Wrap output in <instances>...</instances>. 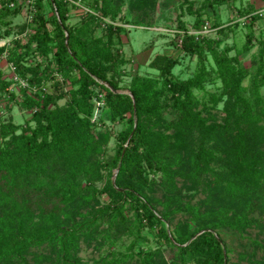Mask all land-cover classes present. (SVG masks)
Segmentation results:
<instances>
[{
	"label": "trees",
	"instance_id": "trees-1",
	"mask_svg": "<svg viewBox=\"0 0 264 264\" xmlns=\"http://www.w3.org/2000/svg\"><path fill=\"white\" fill-rule=\"evenodd\" d=\"M48 1L53 14L44 18L42 0H36L39 24L30 42L36 44L41 56H47L55 48L57 71L76 70L78 85L68 92L62 89L56 96V99L69 96L62 106L49 108L56 103L55 96H49L34 113V126H25L20 133L17 125L0 128V264H29L32 248L49 249L56 255L57 264H86L77 256L80 243L92 238L102 224L107 227L101 237L110 245L116 244L119 230L125 225L132 238V250L145 240L144 220L159 227L161 244L171 248L170 264H225V247L217 231L228 229L242 233L252 227L264 228L262 221L252 216L255 210L264 213V149L261 148L264 146V100L259 94L263 78L252 83L253 99L246 97L241 85L245 74L234 62L235 58L226 49L219 48V40L189 34L180 21L175 31L183 33L182 51L197 58L194 74L174 80L172 69L176 59L166 54L156 55L149 66L159 74L135 75L129 84L130 94L113 93L104 83L118 90V67L126 63L109 43L113 34L122 30L112 22L120 14V0H80L89 11L82 14L81 24L74 26L67 23L68 12L74 6L64 0ZM130 1L141 13L155 4V0ZM225 1L203 0L196 8L194 0H182L181 7L196 17L193 27L201 31L204 25L208 27L207 23H199L205 8ZM5 10L7 6L2 5L0 17ZM129 14L135 18L131 25L148 24L140 20L143 18L140 13L130 11ZM259 18L258 14L253 15L249 25ZM46 22L52 29L46 27ZM0 23L6 22L0 18ZM101 23L105 24L103 29L108 40H104L105 35H92ZM219 32L223 34L221 29ZM261 44L259 55L263 57L264 44ZM250 45L248 39L244 50H249ZM20 47L19 41H15L9 52L8 59L16 67L23 54ZM208 56L215 65L212 72L206 64ZM212 73L222 82L220 94L205 91L204 83ZM94 87L106 92L112 120H123L130 113L122 144L108 163L113 168L119 166L115 183L111 180L105 183L101 192L108 195L109 201L100 208L81 199L90 192L88 185L99 181L101 170L107 167L94 157L97 142L90 133ZM195 89L208 94L214 104L223 95L231 97V104L222 111V123L208 124L207 118L197 110L201 102ZM167 107L174 113L168 123L172 131L169 134L155 130L164 119ZM90 140L94 146L90 147ZM183 149L188 150L191 171L209 172L207 194L215 195L219 202H229L230 207L220 206L201 213L199 208L187 206L184 212L191 216L198 229L176 227L169 232L165 223L171 212L158 214L136 178L144 181L143 171H157L165 192L175 193V176L183 163ZM79 202L90 206L85 217L79 222L64 224L61 215ZM128 212L133 219L126 225ZM252 244L254 250L262 251L260 264H264V244L258 240ZM34 257L41 258V254L36 252ZM132 257L122 255L104 264H127ZM156 259L155 252L145 253L138 264H157Z\"/></svg>",
	"mask_w": 264,
	"mask_h": 264
},
{
	"label": "rangeland",
	"instance_id": "rangeland-1",
	"mask_svg": "<svg viewBox=\"0 0 264 264\" xmlns=\"http://www.w3.org/2000/svg\"><path fill=\"white\" fill-rule=\"evenodd\" d=\"M181 2L182 0H155L153 6H149L145 12L141 13L140 8L131 6L130 0H120V14L112 22L120 26L122 30L113 34L109 40L113 51L126 60L125 64L118 67L119 76L116 77V80L119 93L130 94L129 84L135 75L156 76L159 74L158 70L149 66L150 61L156 55L166 54L176 59V64L172 69L174 80H183L194 74L197 58L194 54L182 51L183 33L175 30H177L176 27L179 28L181 21L189 31H196L193 27L196 17L188 15L185 8L181 7ZM194 2V6L199 8L203 0H194ZM11 3H14V6ZM42 3L43 17L49 18L53 14V8L48 0H42ZM2 5H6L7 10L0 17L6 22L5 24L0 23V48H2L0 50V128L7 124H13L18 126L17 133H20L25 126L35 125L34 113L49 96L52 98L55 96L54 99H56L62 89L63 92H68L71 88L77 87L78 72L76 70L67 73L57 71L55 48L47 56H41L36 49V44L30 42V38L35 34L39 24L36 0H5V3L0 0V8ZM130 11H135L136 14L140 13L143 17L140 20L147 21L148 24L145 26L143 24L131 25L134 24L135 18L129 14ZM84 12L86 11L74 6L68 12L67 23L71 26L81 24ZM181 12L183 13L181 14ZM204 12L199 23H207L208 27L207 32L202 36L219 40V48L226 49L235 58L234 62L245 74L241 80V85L245 89L244 95L252 100V83L258 78H263L260 79V83L264 84V56L259 55L261 42L264 44V0H226L221 5L206 7ZM256 14L260 18L250 26L251 17ZM108 22L111 21L108 20ZM199 23L197 22V24ZM46 27L49 30L52 29L49 22H46ZM104 27V23L96 26L92 35L94 37L105 35ZM219 29L223 31V34L219 32ZM248 39H250L251 45L249 50L245 51L244 44ZM104 40H108L106 35ZM15 41H19L20 51L23 52L17 67L8 59L10 49L14 46ZM206 64L212 72L215 65L209 56L206 57ZM260 66L262 67L261 73L259 72ZM262 75L263 77H261ZM204 87L208 93L220 94L222 82L212 73L204 83ZM194 92L201 102L197 110L204 118H207L208 124L222 123L224 121L222 111L231 104V97L228 94L223 95L222 99L214 104L204 91L195 89ZM259 94L264 100V85L260 86ZM105 95L104 90L94 87L93 111L89 121L91 136L97 142L95 143L94 157L105 163L107 167L101 170L102 177L99 181L88 185L90 192L81 197L95 208H100L109 201L108 195L102 193L101 190L106 182L109 180L113 182L117 167L113 168L108 163L113 159L118 146L122 144L124 132L128 129L127 119L130 117V113H127L123 120H112ZM68 98L67 95L56 99V103L50 104L49 108L64 105ZM173 117L172 108L167 107L164 119L155 127V130L171 133L168 123ZM88 143L90 147L94 146L92 140ZM190 144L193 146V141ZM261 148L264 149V146ZM182 152L183 163L177 168L175 176L177 186L175 193L167 194L165 192L160 173L157 171L154 172L150 169L146 172L143 171L144 181L136 178L143 186L158 214L171 212L169 221L165 223L169 232L176 227L190 231L198 229L191 216L184 212V208L187 206L197 207L201 213L220 206L230 207L229 202H219L214 198L215 195L211 197L207 194L206 182L209 179V172L205 170L191 171L188 150L183 149ZM88 206L82 205L80 202L78 205L70 206L66 214L61 215L63 223L70 225L81 221L90 208ZM252 216L260 219L264 225V213L255 210ZM132 219L131 212L126 213V225L130 224ZM143 224L142 236L145 240L140 241L132 250H130L132 238L128 235L125 225L119 230L121 232L118 234L116 244L110 245L101 237L103 230L107 227L102 224L92 238L81 241L77 256L86 264H104L106 260L119 259L122 255L131 254L133 257L127 264H138L145 253L155 252L157 264H170L171 248L167 244H161L159 227L155 223L145 220ZM217 234L225 247V264H260L262 251L254 250L252 241L258 240L264 244V228L252 227L242 233L221 229L217 231ZM31 251L32 253L28 255L29 264H48L52 261V264H57L56 255L49 249L32 248ZM36 252L41 254V258L34 257Z\"/></svg>",
	"mask_w": 264,
	"mask_h": 264
},
{
	"label": "built area",
	"instance_id": "built-area-1",
	"mask_svg": "<svg viewBox=\"0 0 264 264\" xmlns=\"http://www.w3.org/2000/svg\"><path fill=\"white\" fill-rule=\"evenodd\" d=\"M66 2H69L70 4H73L74 6H76V8H80V10H84V11H89L88 9H86L85 7H83L80 3V0H64ZM12 6H14V3H11ZM207 32V25H204L203 29L201 31H188L189 34H195V35H199V34H204Z\"/></svg>",
	"mask_w": 264,
	"mask_h": 264
},
{
	"label": "water",
	"instance_id": "water-1",
	"mask_svg": "<svg viewBox=\"0 0 264 264\" xmlns=\"http://www.w3.org/2000/svg\"><path fill=\"white\" fill-rule=\"evenodd\" d=\"M66 38H67V36H66ZM104 85L107 86L113 93H118V90L115 89L113 86H111L109 83L106 82V83H104ZM118 170H119V166L117 167V170L113 176V184L115 183V177H116V173L118 172Z\"/></svg>",
	"mask_w": 264,
	"mask_h": 264
},
{
	"label": "crops",
	"instance_id": "crops-1",
	"mask_svg": "<svg viewBox=\"0 0 264 264\" xmlns=\"http://www.w3.org/2000/svg\"><path fill=\"white\" fill-rule=\"evenodd\" d=\"M140 55V54H139ZM139 55H138V57H139Z\"/></svg>",
	"mask_w": 264,
	"mask_h": 264
}]
</instances>
